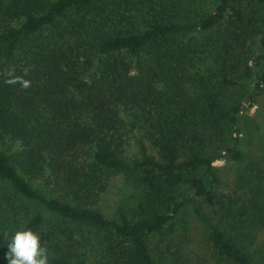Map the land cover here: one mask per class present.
I'll return each instance as SVG.
<instances>
[{"label": "trees", "instance_id": "trees-1", "mask_svg": "<svg viewBox=\"0 0 264 264\" xmlns=\"http://www.w3.org/2000/svg\"><path fill=\"white\" fill-rule=\"evenodd\" d=\"M260 104L264 0H0V264L21 228L49 264H190L187 204L211 260L264 264ZM118 175L138 193L108 217Z\"/></svg>", "mask_w": 264, "mask_h": 264}, {"label": "rangeland", "instance_id": "rangeland-1", "mask_svg": "<svg viewBox=\"0 0 264 264\" xmlns=\"http://www.w3.org/2000/svg\"><path fill=\"white\" fill-rule=\"evenodd\" d=\"M238 128L240 130L239 144L241 149L248 153L249 158H255L264 144V104L245 108L240 115ZM133 154H135V150L130 148L128 155L133 156ZM216 166H218L220 174L218 191L219 193H227L233 187L235 170L238 166L233 162H222ZM137 193L135 186L128 183L124 176H115L109 182L107 191L100 202V207L108 217H111L119 207L129 209L135 202ZM200 205L203 206V210L210 211L207 204L202 203ZM187 228L190 234L186 236L187 240H184V248L188 251L185 258L189 263L218 264L210 258L209 248L204 238V227L195 217L190 204L185 206L183 217L178 221V232L174 234V240L183 236V231ZM263 241L264 235H262L261 243ZM162 249L166 248L162 246Z\"/></svg>", "mask_w": 264, "mask_h": 264}, {"label": "clouds", "instance_id": "clouds-1", "mask_svg": "<svg viewBox=\"0 0 264 264\" xmlns=\"http://www.w3.org/2000/svg\"><path fill=\"white\" fill-rule=\"evenodd\" d=\"M7 264H49L47 249L41 246L39 235L30 228L15 230L4 253Z\"/></svg>", "mask_w": 264, "mask_h": 264}]
</instances>
